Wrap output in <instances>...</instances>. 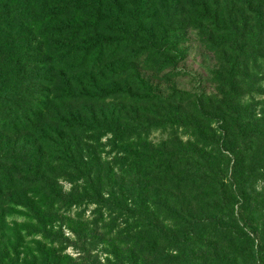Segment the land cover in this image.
<instances>
[{
    "label": "rangeland",
    "instance_id": "obj_1",
    "mask_svg": "<svg viewBox=\"0 0 264 264\" xmlns=\"http://www.w3.org/2000/svg\"><path fill=\"white\" fill-rule=\"evenodd\" d=\"M77 23L101 32L91 54L64 39L42 43L34 27ZM17 34L24 37L10 42ZM8 46L17 54L0 75V257L7 258L0 264H49L44 244L61 264H155L134 256L149 253L152 240L161 260L160 236L173 221L166 194L146 190L148 179L136 175L149 160L159 168L156 161L178 160V180L198 163L201 182L219 171L224 177L234 163L240 177L255 169L250 183L263 196L264 0H0V51ZM98 54L111 56L114 68H133L130 88L105 84L106 73L91 67ZM56 56H73L78 66L66 77L68 92L52 76ZM183 98L181 106L162 104ZM201 108L210 124L195 115ZM12 127L20 129L7 132ZM18 152L35 159L13 165ZM30 204L52 208L42 214L45 231L28 220ZM256 219L264 234V212Z\"/></svg>",
    "mask_w": 264,
    "mask_h": 264
},
{
    "label": "trees",
    "instance_id": "obj_2",
    "mask_svg": "<svg viewBox=\"0 0 264 264\" xmlns=\"http://www.w3.org/2000/svg\"><path fill=\"white\" fill-rule=\"evenodd\" d=\"M34 27L37 31L36 35L40 36L39 39L42 40V43L48 40L64 39V44L73 43L91 49L88 54H91L94 43H96V37L101 34L95 26H85L82 23H77L70 28L55 27L52 29L50 26L47 28ZM23 37L17 34L9 41H18ZM170 46V43H168L166 47L169 48ZM64 49L61 47L57 52L62 53ZM16 54L17 50L12 46H8L5 54L0 51V75L10 66L15 67L10 58ZM4 58L6 60L8 59L7 62L3 61ZM88 58L89 55L86 56V61ZM73 59V56L69 58L56 56L49 63L55 71L52 76L61 81L62 87L66 92L71 90L70 80L66 79L67 75L69 73L71 74L72 71L74 73L79 72L78 66L73 67L70 64L73 63ZM128 61L132 64L136 62L133 58H129ZM111 62V56L105 57L102 54H98L94 58L91 67L106 73L105 84L118 82L120 83L119 85L130 88L128 81L130 76L129 71H134L133 68L130 65L125 66L123 64L116 66L118 68H114V65L110 64ZM17 68L23 69L20 64ZM22 72L23 70L19 71V73ZM33 78L34 76L32 75ZM185 98L172 102L169 99H165L162 104L166 107H169L173 103L181 106L182 103L187 101ZM195 115L198 117L201 116V121H206L210 124V117L202 108L199 113L196 111ZM196 124H200V122L196 121ZM69 128H72L71 124ZM18 129L20 128H8L7 132H16ZM250 136H239V142H242V144L245 143L244 141L247 142ZM17 140H5L4 143L7 142L10 144L13 141L17 148L21 149L18 147ZM227 141L226 146L230 145V140ZM238 156L240 157V155ZM24 159H35L34 153L23 157L22 152H18L13 165H19V167L20 165H24ZM244 160V157H242L240 162L243 163ZM196 161L204 162L199 156ZM35 162L36 160L33 161V164ZM156 162L161 166L160 168L152 164V160H149V165H140L142 168L148 166V169L142 174L138 170L136 175H141L143 178L148 179L145 185L146 190L151 188L157 191L161 190L166 194L165 205L168 206L166 215H169L168 217L173 221V226L169 228L168 235L162 234L160 236L161 240L165 243L163 247L165 254L161 260H155V256H152L154 251H157L156 247L158 244L157 240H152L149 253L146 254L142 249L135 250L136 253H134V256H136V261L139 258H151L156 261L155 264H258V261L260 264H264V234L257 231L258 225L256 219L261 211L264 212V194L263 196L261 193L257 194L255 188L250 183L251 174L256 172L255 169H251L248 175L246 174L247 172L245 173L243 171V176L241 174L240 177L239 171H237L234 163L230 170H225L224 177L218 178L217 174H220L219 171L217 174L208 176L205 179L206 181L203 180L201 182L197 174L201 173L204 168L198 163L196 165L194 164L192 169L191 165L190 167L185 165L186 169L179 173H187L188 175L186 176L185 174L184 179L178 180L174 175L175 169L178 167V160L174 161V163H170L171 161L169 160L167 163L162 164L159 161ZM184 164H187V160L184 161ZM190 171L194 173H190ZM155 172L162 175V178L161 181H154L153 183L151 182V176ZM195 193H201L203 197L199 199L192 198L194 200L192 202L190 197L195 195ZM172 196L181 198L182 203H179V200L175 201ZM28 207L34 213V219L28 218V220L35 221L45 231L46 224L43 219L46 216H42V214L50 213L52 208L44 211L45 206L40 207L30 204ZM199 207H203L204 212L196 215L193 209L197 210ZM148 224L154 226L152 223ZM37 245L40 244L37 243ZM39 248L40 251L45 250V252L41 253H43V259L45 261L46 259L51 260L49 264H61L59 254H52L51 257L48 255V252L50 253L49 250L52 249L51 247L44 244L43 247L39 246ZM0 258L1 262L7 259L5 257V251L2 252Z\"/></svg>",
    "mask_w": 264,
    "mask_h": 264
}]
</instances>
